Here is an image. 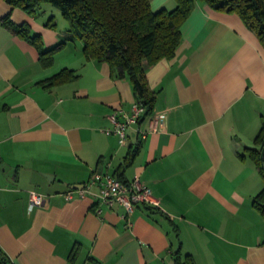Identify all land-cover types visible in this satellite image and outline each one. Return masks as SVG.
<instances>
[{
  "label": "crops",
  "instance_id": "obj_1",
  "mask_svg": "<svg viewBox=\"0 0 264 264\" xmlns=\"http://www.w3.org/2000/svg\"><path fill=\"white\" fill-rule=\"evenodd\" d=\"M59 14L48 2L29 15L0 0V19L26 23L44 48L60 43L43 66L35 46L0 22V253L10 264H173L176 250L194 264H264V219L252 205L264 181L248 152L264 122L256 33L195 0L174 55L144 72L151 113L119 144L105 130L111 114L132 111L130 83L86 59L82 42L57 27ZM64 68L75 77L47 84ZM94 172L138 177L159 207L126 214L101 203L96 182L84 187ZM30 190L47 197L43 205L27 206Z\"/></svg>",
  "mask_w": 264,
  "mask_h": 264
},
{
  "label": "trees",
  "instance_id": "obj_2",
  "mask_svg": "<svg viewBox=\"0 0 264 264\" xmlns=\"http://www.w3.org/2000/svg\"><path fill=\"white\" fill-rule=\"evenodd\" d=\"M174 1V7L169 10H153L149 0H4L29 15H35L43 2L58 8L67 22L69 37L66 39L80 40L86 59L106 62L113 75L129 81L134 101L143 107L137 123L151 113L155 97L147 86L144 72L157 59L171 58L174 55L180 43V24L195 3V0ZM201 1L212 9L237 14L264 44V0ZM0 22L3 27L28 39L35 46L41 65L47 66L52 62L60 43L44 48L40 35L31 33L26 23H14L8 16L2 17ZM67 75L75 77L72 70L64 68L51 75L47 84L63 81L68 78ZM253 143L254 146L248 148L249 158L264 181V149L261 154L264 147V122L256 132ZM139 145L140 141L137 140L135 146L128 147L120 168L131 162ZM114 177L127 182L118 175ZM252 197L253 207L264 219V185ZM172 260L173 264H194L189 253L182 254L178 250L173 252ZM0 264H10L2 253Z\"/></svg>",
  "mask_w": 264,
  "mask_h": 264
},
{
  "label": "built area",
  "instance_id": "obj_3",
  "mask_svg": "<svg viewBox=\"0 0 264 264\" xmlns=\"http://www.w3.org/2000/svg\"><path fill=\"white\" fill-rule=\"evenodd\" d=\"M143 107L137 102H134L132 111L129 114H122L120 119L111 114L110 118L113 122L111 129H106V134H116L119 144H126L127 142V128L137 123V117L142 113ZM154 127V126H153ZM152 127V128H153ZM144 136V132H140ZM98 184V199L101 203L111 207L115 204L120 205L129 214L139 204H147L159 207L157 199L152 195L149 188L142 184L138 177H134L130 181L122 182L112 174H103L94 172L90 179L84 184L85 189H89L93 183ZM69 197V195H67ZM47 197L30 190L28 205L30 207L43 205Z\"/></svg>",
  "mask_w": 264,
  "mask_h": 264
},
{
  "label": "rangeland",
  "instance_id": "obj_4",
  "mask_svg": "<svg viewBox=\"0 0 264 264\" xmlns=\"http://www.w3.org/2000/svg\"><path fill=\"white\" fill-rule=\"evenodd\" d=\"M67 22L62 17L61 14L58 15V23L56 24L59 29H64L63 27H66ZM64 25V26H63Z\"/></svg>",
  "mask_w": 264,
  "mask_h": 264
},
{
  "label": "water",
  "instance_id": "obj_5",
  "mask_svg": "<svg viewBox=\"0 0 264 264\" xmlns=\"http://www.w3.org/2000/svg\"><path fill=\"white\" fill-rule=\"evenodd\" d=\"M263 149H264V147H263L262 150H261V154H262V152H263Z\"/></svg>",
  "mask_w": 264,
  "mask_h": 264
}]
</instances>
